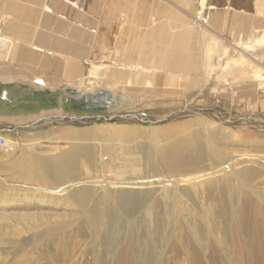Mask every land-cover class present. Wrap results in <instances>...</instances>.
<instances>
[{"label":"rangeland","instance_id":"rangeland-1","mask_svg":"<svg viewBox=\"0 0 264 264\" xmlns=\"http://www.w3.org/2000/svg\"><path fill=\"white\" fill-rule=\"evenodd\" d=\"M95 1L69 56L50 50L86 69L66 100L54 92V134L3 136L0 264H264V30L198 50L191 78L169 50L167 70L159 50H127L110 0L96 29ZM194 5L202 26L208 0ZM76 146L92 159L50 163Z\"/></svg>","mask_w":264,"mask_h":264},{"label":"crops","instance_id":"crops-1","mask_svg":"<svg viewBox=\"0 0 264 264\" xmlns=\"http://www.w3.org/2000/svg\"><path fill=\"white\" fill-rule=\"evenodd\" d=\"M94 6L95 19L89 20L97 29L104 21L103 0ZM105 6L110 7L112 34L114 22L126 14L128 25L120 39L132 40L127 50L130 45L159 50L154 66L165 70L163 56L169 50L174 55L169 69L191 78L198 50H225L226 42L239 46L264 30V0H208L202 26L192 19L194 0H110ZM86 8V0H0V35L11 40L13 50L9 60L0 58V138L54 134L49 117L55 111L54 92L66 100V89L83 82L86 69L69 57H53L50 50H66L57 53L69 56L75 44L71 39L80 37V23L88 21ZM34 106L41 107V116Z\"/></svg>","mask_w":264,"mask_h":264},{"label":"bare ground","instance_id":"bare-ground-1","mask_svg":"<svg viewBox=\"0 0 264 264\" xmlns=\"http://www.w3.org/2000/svg\"><path fill=\"white\" fill-rule=\"evenodd\" d=\"M12 51L13 50H9L7 53H6V57L4 58L5 60H9L10 57L12 56ZM12 145L9 144V148L8 150H6V152L8 151H13L12 149ZM78 148H74V152L73 150L71 152L73 153H67V154H62L61 157L59 159H56V158H53L51 159L50 163H54L55 161L59 160L60 164H63V166L65 167H71L72 169H76L78 167H80V160L81 159H85L87 161V159L91 160V154L92 153L91 151L87 150L85 147L81 148L80 146H76ZM82 149V150H81ZM7 152V153H8ZM81 152H82V155H81ZM71 154V155H70ZM174 155L177 154V150H175L173 152ZM174 158V157H173ZM84 160V161H85ZM80 161V162H79ZM92 162V161H91ZM94 163V162H93ZM82 172V171H81ZM86 174V172H84V175ZM80 176V175H78ZM79 199L81 200V202L85 203L88 199V192L87 191H82L80 194H79Z\"/></svg>","mask_w":264,"mask_h":264},{"label":"built area","instance_id":"built-area-1","mask_svg":"<svg viewBox=\"0 0 264 264\" xmlns=\"http://www.w3.org/2000/svg\"><path fill=\"white\" fill-rule=\"evenodd\" d=\"M196 5L199 7L200 12L203 11L204 4L207 2V0H195ZM12 49V42L11 40L3 37L0 35V58H5L6 53ZM0 148L7 150L9 148L7 140L0 138Z\"/></svg>","mask_w":264,"mask_h":264},{"label":"flooded vegetation","instance_id":"flooded-vegetation-1","mask_svg":"<svg viewBox=\"0 0 264 264\" xmlns=\"http://www.w3.org/2000/svg\"><path fill=\"white\" fill-rule=\"evenodd\" d=\"M104 95H102V94H98V95H96V96H94L95 97V99H97L96 101L98 102V106L94 109V110H96V109H103V110H107V107H106V101H105V99H106V97H103ZM84 97H79V99H83ZM105 98V99H104ZM79 99H77V100H75L74 102V104H75V107L77 106L78 107V109H82V108H80L81 107V105H78V104H84L83 106H86L87 104H89L90 103V101L88 102V101H83V102H80L79 101ZM78 101H79V103H78ZM73 102V101H72ZM68 103V102H67ZM68 104H70V103H68ZM73 104V103H72ZM77 104V105H76Z\"/></svg>","mask_w":264,"mask_h":264}]
</instances>
